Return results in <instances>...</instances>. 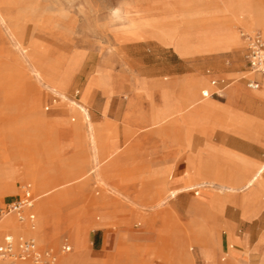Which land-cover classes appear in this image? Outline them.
<instances>
[{"label": "rangeland", "instance_id": "374dc122", "mask_svg": "<svg viewBox=\"0 0 264 264\" xmlns=\"http://www.w3.org/2000/svg\"><path fill=\"white\" fill-rule=\"evenodd\" d=\"M227 1L0 0V183L10 179L0 186V203L20 193L21 184L32 183L38 231V206L47 198L52 200L49 232L57 237L38 238V244L45 245L41 248L50 247L58 256L79 251L89 256L92 231L109 217L119 226L112 228L116 236L99 258L100 264H185L177 256L166 255L185 231L173 201L143 198L134 203L126 195H136L137 187L147 185V176L139 181L133 167H139L137 158L143 162L153 151L161 155L164 134L155 133L160 127L123 126L121 120L132 93L139 92L138 108L146 114L151 100L157 99V88L163 83L174 86L176 74L204 76L200 98L211 78L228 86L225 96L235 85L250 90L247 79L260 76L247 72L241 32L255 30L264 36V26L252 24L242 10L231 13ZM247 2L264 11V0ZM215 34L220 42L208 50L207 41ZM148 75L157 78H145ZM52 98L57 101L51 103ZM55 106L67 110L62 119L53 118ZM80 122L94 124L107 139V160L101 162L106 172L101 176H96L100 168L92 162L94 151L74 128ZM250 128L264 131V111ZM152 132L155 139L147 135ZM90 134L89 127L88 140ZM220 157L222 168L229 171V156ZM75 176L81 178L62 184ZM55 184L60 185L51 189ZM4 221L17 232L27 229L14 218L0 223ZM170 227L175 241L164 231ZM65 241L72 250L61 253ZM261 245L253 264L264 258V240ZM185 247L190 252L198 242L188 240ZM205 256L210 261L216 254Z\"/></svg>", "mask_w": 264, "mask_h": 264}, {"label": "crops", "instance_id": "0c3cea01", "mask_svg": "<svg viewBox=\"0 0 264 264\" xmlns=\"http://www.w3.org/2000/svg\"><path fill=\"white\" fill-rule=\"evenodd\" d=\"M247 1L228 0L227 9L231 13L235 10H242L249 15L253 24V3L248 4ZM235 41L240 45L238 38H235ZM178 42L185 41L179 40ZM207 42H210L208 50H211V47L214 49L216 42L220 41L215 34L214 38ZM179 50L184 53L182 48ZM247 72L260 76L259 79H247L246 86L250 90L241 85H235L228 89L225 96L223 92L228 86H223L217 78H211L209 85L202 89L201 98L198 96V89L205 83L204 76L187 77L183 74H176L178 76H174V82H172L174 86L163 83L157 88V99L156 101L151 100V105L146 108V114H142L138 108L140 101L137 95L139 92L132 93L128 98L126 109L128 111L121 120L123 126H135L140 129L160 127L155 133L161 132L164 135L161 155L153 151L143 162L137 158L136 165L139 167H133L137 170L133 173L139 175V181L143 180L142 176H147V185L137 187L139 193L136 195L134 193L129 195L127 192L126 195L134 203L142 201L143 198L158 199V202L161 198H163L161 201L166 199L173 201L172 207L181 224L184 223V226L181 225L180 228L182 230L184 228L185 231L181 234L179 241L170 247L166 255L169 258L177 256L185 264H253L255 252L262 248L261 242L264 240V131L253 132L250 126L257 122L264 111V76L251 72L249 67ZM207 73L211 74L210 71ZM145 78L157 77L148 75ZM212 80L218 81L217 87L212 85ZM250 82H257L259 88L249 87ZM206 89L211 92L221 89L223 95L221 98L226 99L220 101L214 96L203 97V91ZM89 91L88 86L85 89V99ZM108 93L110 95L112 92L108 91ZM147 95L150 96L149 93ZM56 101L55 98L51 99V103ZM82 107L88 118L87 109L84 105ZM66 113V109L55 106L52 116L58 120L62 119ZM77 127L84 141L90 144L92 152L94 150L88 136L89 127L90 131L93 128L98 143L96 151L104 163L107 158L104 147L107 146L109 150L106 144L107 139L92 123L85 125L80 122L74 126V128ZM86 128H88L87 133ZM147 135L151 139L156 137L153 132ZM222 154L229 156V164H231L229 171L222 168L224 166V162L220 160ZM92 162L95 165L93 158ZM97 168H100L99 176L105 174L106 168ZM173 189L179 192L175 197H169V192ZM217 190L223 192L218 193ZM7 202L9 201L5 200L0 204ZM137 205L141 206L142 203ZM11 218L31 229L30 221L20 222L14 215L8 216L6 220ZM114 222L119 221L110 220L109 217L104 220L102 218L90 235L89 256L90 260H96L97 264H100L99 258L109 249L110 242L116 236L112 228L119 225ZM169 229H164L169 234L167 237L170 240H177L175 234H171L173 228ZM32 230L34 232L31 231L30 234L22 233L38 240L37 226L35 225V229ZM2 231L0 243L5 234L13 232L7 227ZM191 239L198 242V247L191 248L189 252L185 244ZM252 240H255L254 243ZM177 243L180 244V248L176 247ZM39 246L44 247L45 245L40 244ZM205 253L211 256L216 254V256L208 261ZM263 253L264 250H262V255ZM257 264H264V258Z\"/></svg>", "mask_w": 264, "mask_h": 264}, {"label": "built area", "instance_id": "2783aa9c", "mask_svg": "<svg viewBox=\"0 0 264 264\" xmlns=\"http://www.w3.org/2000/svg\"><path fill=\"white\" fill-rule=\"evenodd\" d=\"M241 37L245 43V59L251 72L264 76V36L259 31H242ZM217 87L218 81L212 80ZM249 87L258 89L257 82H250ZM223 97L222 90L214 92L206 89L203 97ZM36 201L32 183L25 182L20 185V193L11 201L0 204V221L14 215L18 221H30L32 229L35 228V214L32 209ZM72 250V246L65 241L61 253ZM58 253L52 248H41L32 236L25 233L10 232L5 234L0 243V264H57Z\"/></svg>", "mask_w": 264, "mask_h": 264}, {"label": "bare ground", "instance_id": "6f19581e", "mask_svg": "<svg viewBox=\"0 0 264 264\" xmlns=\"http://www.w3.org/2000/svg\"><path fill=\"white\" fill-rule=\"evenodd\" d=\"M253 12H254L253 24H257L258 23L259 25L264 26V11L261 9V6H258V5L253 3ZM253 31H255V30H253ZM90 132H91V136H90V141L91 142L90 143H91L92 149L94 150V154H95L94 155L95 156L94 157V162H95L96 167H101L102 160L98 156V153L96 151L97 148H98V143H97L95 135L93 133L94 132L93 128H91ZM100 174H101V172L99 174H97L96 176H99ZM80 178H81V176H75L70 181L63 182L62 184L63 185L64 184H74ZM33 182H35L38 185H42V183L39 182V180H37L36 178H33ZM9 183H10V179L5 180V178H4V180H2V182L0 183V186L1 185H7ZM59 185L60 184H55L51 189L56 188ZM178 192L179 191L175 190V189L171 190L169 192V197H175L178 194ZM52 204H53L52 200H49V198H47L43 202H40V205L38 206V213L40 214L41 224H40V229L36 232V235L38 236V238L40 240H44V239H46V237H49L50 240H51V238L52 239H56V237H57L56 233L55 234H51L49 232V228H52V226H53V205ZM7 217L3 218L1 221L6 219ZM6 227L9 228L13 232L19 231L18 229L15 230V228H10V225H9L8 222L4 221V222L0 223V231L5 229ZM30 227H31V224H30ZM22 231H24V232L28 231L29 234L31 233V231L34 232V230H32V227H31V229L28 228V227H27V229L23 228ZM43 232H45V234H43ZM34 239L36 240V238H34ZM79 255L83 256V257L81 256L83 258L81 260V263L77 262V259H78ZM95 262H96V260H94V259L90 260V256L86 255V257H85V254L82 251H79V252H74V253L67 254V255L62 254L61 256H59L57 264H95Z\"/></svg>", "mask_w": 264, "mask_h": 264}]
</instances>
